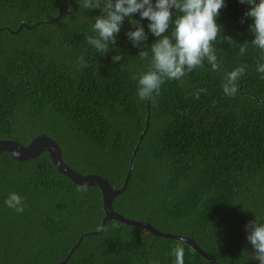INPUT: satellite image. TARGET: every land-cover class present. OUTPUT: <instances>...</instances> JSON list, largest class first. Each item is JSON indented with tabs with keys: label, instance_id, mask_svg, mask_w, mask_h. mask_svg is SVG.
I'll return each instance as SVG.
<instances>
[{
	"label": "trees",
	"instance_id": "trees-1",
	"mask_svg": "<svg viewBox=\"0 0 264 264\" xmlns=\"http://www.w3.org/2000/svg\"><path fill=\"white\" fill-rule=\"evenodd\" d=\"M225 5L216 17L220 34L247 42L246 51L218 37L219 70L205 61L182 80L165 79L149 101L147 131L112 208L191 238L217 264H259L245 225L264 223V73L257 72L264 51L251 44L250 5ZM171 11L173 20L181 15ZM101 14L79 0H0V140L26 146L44 134L76 173L119 189L146 126L147 100L138 98L134 77L148 70L158 38L146 18L133 14L147 39L133 46L126 33L135 28L126 17L115 45L101 54L87 41ZM23 23L28 28L18 31ZM140 51L148 52L146 60ZM116 54L121 60L114 63ZM238 66L246 71L237 93L227 96L225 76ZM200 89L206 91L197 99ZM80 187L44 152L22 162L0 153V264H59L80 236L98 231L101 192ZM12 192L24 198L23 213L6 206ZM178 245L184 264H210L182 242L111 220L84 237L64 264H175Z\"/></svg>",
	"mask_w": 264,
	"mask_h": 264
},
{
	"label": "clouds",
	"instance_id": "clouds-1",
	"mask_svg": "<svg viewBox=\"0 0 264 264\" xmlns=\"http://www.w3.org/2000/svg\"><path fill=\"white\" fill-rule=\"evenodd\" d=\"M240 3L250 5L245 16L252 19L250 30L254 34L251 44L264 51V0H240ZM80 7L85 9H101V15L94 18L93 31L95 36H88L87 41L98 52L105 54L109 45H115L116 35L120 32L124 19L134 26V31H128L126 36L133 46L141 45L146 39L144 27L140 21L133 20V14H139L141 19H147L149 32L158 39L151 45L152 57L148 70L137 80V96L141 101L154 99L161 85L167 80H182L189 72L203 67L205 61L213 70H219L216 41L219 37L232 47H238L241 55L244 54L248 43L237 44L230 36H221V27L216 23V17L224 8L225 0H79ZM172 9L181 15L173 20ZM174 28L169 34L170 25ZM141 60L148 58L147 51H140ZM81 66H86L83 57ZM113 62L121 60V55L112 57ZM246 66H238L227 73L223 82V92L227 96H234L237 91L240 77L245 73ZM257 72L264 73V63L257 67ZM206 91L200 89L195 95ZM79 191H86L81 186ZM7 207L18 213L25 210L24 198L12 192L5 200ZM246 239L254 249V259L264 264V223L256 219L245 225ZM175 264H184V249L177 246L174 249Z\"/></svg>",
	"mask_w": 264,
	"mask_h": 264
},
{
	"label": "water",
	"instance_id": "water-1",
	"mask_svg": "<svg viewBox=\"0 0 264 264\" xmlns=\"http://www.w3.org/2000/svg\"><path fill=\"white\" fill-rule=\"evenodd\" d=\"M21 27H26V24L23 23L20 25L18 31L21 29ZM30 29V28H29ZM17 31V32H18ZM149 101L147 100V117H146V126L144 131L140 134L138 141L136 143V146L132 152L128 172L126 174V177L124 179V184L119 189H114L111 187V185L108 183V181L98 175H81L76 173L74 170H72L70 167H68L63 161L61 157V150L58 146V144L52 140L51 138L47 137L44 134H40L33 138L28 145L23 146L15 141L12 140H0V153L5 152L9 155H11L15 160L22 162L27 161L30 159L36 158L39 154L45 153L47 154L48 158L50 159L52 165L55 167V169L63 176L68 178L72 183L78 186H97L98 189L101 192L102 195V208L104 212V217L101 221V226L98 231L95 232H89L86 233L77 240L76 244L71 248L69 253L66 256V259L62 261L59 264H64L68 258L70 257L71 253L74 252L76 247L80 244L81 240L84 237L90 236V235H98L100 234L104 229V224L106 221H116L120 222L126 226H131L135 228H141L147 232H149L154 237L167 239V240H174L178 242H182L189 246L191 249H193L195 252H197L201 257H203L206 261H208L210 264H217L216 261L212 256H210L206 251H204L200 246H198L191 238H187L180 235L175 234H168L160 232L159 230L155 229L153 226H151L148 223L145 222H139L136 220H132L129 218H125L121 216L120 214L116 213L114 209L112 208V201L113 199L119 195L122 191H124L128 184L129 176L132 172L133 162L136 156V153L138 151V148L140 146V143L142 141V138L147 131L148 128V121H149Z\"/></svg>",
	"mask_w": 264,
	"mask_h": 264
}]
</instances>
